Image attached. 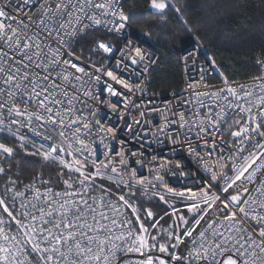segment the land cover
<instances>
[{"label": "snow or ice", "instance_id": "obj_1", "mask_svg": "<svg viewBox=\"0 0 264 264\" xmlns=\"http://www.w3.org/2000/svg\"><path fill=\"white\" fill-rule=\"evenodd\" d=\"M13 5L15 12L6 11ZM168 8L169 0H150V10L163 15ZM172 8L187 26L181 9L175 4ZM129 27L130 16L120 0L0 4V134L16 141L11 146L0 142V178L7 177L0 184V264H264V59L256 60L261 74L252 84L222 77L221 87L193 89L192 98L181 105L189 106L190 118L181 110L173 113L176 120L165 117L157 126L161 133L174 124L183 128L188 152L201 160L212 181H223L214 188L195 177L193 187L177 190L159 175L165 165L149 169L155 173L149 180L132 166L141 160L130 162L136 153L124 150L131 140L144 139L133 124L148 121L126 123L131 136L117 139V129L98 118L103 105L123 119L120 100L112 103V97L122 98L125 109L140 107L131 96H143L147 77L141 73L148 72L155 58L127 35V52L104 41L93 49L120 52L119 59L110 56L114 68L85 65L72 48L84 33L104 28L119 35ZM215 64L209 58L208 68ZM132 66H139L140 72ZM124 72L139 83L125 78ZM193 138L202 142L214 165L192 147ZM169 139L180 143L176 137ZM18 152L41 159L55 175L38 172L28 183L13 178L8 162ZM174 166L181 168L179 161ZM156 184H163L164 194L152 195L171 208L165 215L174 218L167 229L133 199L137 188L148 196Z\"/></svg>", "mask_w": 264, "mask_h": 264}, {"label": "trees", "instance_id": "obj_2", "mask_svg": "<svg viewBox=\"0 0 264 264\" xmlns=\"http://www.w3.org/2000/svg\"><path fill=\"white\" fill-rule=\"evenodd\" d=\"M173 4L181 9L187 26L173 10ZM123 9L130 16L133 36L164 55L150 73L151 92L182 89L181 56L194 46L202 59H214L222 76L228 80H244L261 74L254 60L264 55V0H169V8L163 15L150 10V0H123ZM133 13L137 15L133 16ZM142 13L148 15H139ZM144 32L150 36L142 35ZM97 41L116 43L117 38L101 30L90 31L73 44V51L84 59L102 57L93 50ZM212 80L220 81V76ZM4 136L0 137L4 143L10 146L16 143L9 136L3 139ZM8 163L12 169L9 175L23 183H28L38 172L46 177L55 175L53 167L37 157H26L22 152ZM6 179L0 178V184ZM133 199L142 211L150 209L154 213L159 226L165 228L174 220L171 215H165L168 207L159 198H146L136 191ZM181 211L185 217L189 216L186 209ZM161 216L164 218L159 219ZM141 218L144 220L143 215ZM144 222L149 226L147 220ZM150 231L156 235L154 229L150 228Z\"/></svg>", "mask_w": 264, "mask_h": 264}, {"label": "built area", "instance_id": "obj_3", "mask_svg": "<svg viewBox=\"0 0 264 264\" xmlns=\"http://www.w3.org/2000/svg\"><path fill=\"white\" fill-rule=\"evenodd\" d=\"M4 0H0V4H3ZM120 4L123 7V0H120ZM10 10L11 12H15L16 8L13 5L10 9L6 8V11ZM124 10V9H123ZM27 11V9H25ZM29 15L32 13L29 12ZM22 15V14H18ZM99 30L104 31L105 33L111 34L117 38L116 43H111L115 46V48L119 49L121 47H124L125 45V36H128V39H130L136 46L142 47L145 51L149 53L151 57L155 58V62L150 64L149 70L147 73H141V78L147 77L146 79H143V84L146 88L143 96H141L139 93H136L131 96V99H133L138 105H140L137 109H132L131 105H129L128 108H123V100L122 98L112 97V103H116L117 100H120V109H121V115L123 116V119H120V117L113 112L110 108L101 105V115L98 117L107 126H112L116 131L117 139H126L131 136V133H128L125 130L126 123H131L133 120L136 119H142L143 121H148L149 123H142L141 125H135L133 124L134 130L141 133V135L144 137L143 140H131L124 150L131 151L136 153L135 156L130 157V162L134 160H141L143 163L141 165L132 164L133 167H135L140 175L147 176L149 180L152 179V175H154V172H149V169H159L160 166L163 164L165 167L160 170L159 175L164 177V182L168 184L169 187L176 188L177 190L183 189L184 187H193L192 180L195 177H199L205 181H207L209 184L213 185L215 188L216 184H222V180L218 181H212L210 179V174L208 171L205 170L203 167V164L201 160L195 155L190 154L187 149V141L184 135V129L180 128L178 124H174L171 126V128H165V131L163 133L157 131V126L163 125L165 123V117L169 120H176L177 118L173 115L174 112H178L181 110L185 111V115L187 118H190L188 107L187 105L184 106V108H181V105L183 104V101L185 99L192 98L193 89L196 91H207L208 87H205V85L211 87H221L223 86V79L222 74L219 71L218 67L215 64L214 68H208V60L202 59L199 55V51L197 47H193L189 49L188 51L184 52L181 56V64H182V70H183V86L181 90H172L165 93H156L151 92L149 90V83H150V73L152 69H154L159 62V60L164 57L161 52L147 46L146 44L140 42L137 40L133 35H131L132 30L131 27L126 28L125 32L117 35L115 33L109 32L107 29L100 28ZM73 46V45H72ZM124 51L127 52V47H124ZM102 57L98 58H92L90 59H84L80 57V60L85 65H90L95 63L97 66H100L101 63L105 64L106 67H112L114 68V59H111V57H114L115 59H119L120 52L116 51L113 54H103L99 52ZM189 53H193L191 57H189L187 60H185V57H188ZM261 59H264V55L261 57H258ZM257 58L254 60V63H256ZM259 66V65H257ZM135 67L137 72H140L139 66H132ZM260 67V66H259ZM202 69L204 70L202 73ZM261 69V67H260ZM123 75L125 78L130 79L133 83H139V79L136 76H130L128 72H124ZM203 75V79H201V76ZM220 76V81H213V77ZM231 83H239V84H252L253 83V77L249 79L244 80H229ZM191 85V87H189ZM125 94L128 93L125 90ZM151 101V103H148ZM210 100H206V103H210ZM146 105V107H145ZM151 108H157L159 109V112H150L149 109ZM143 111L145 113L144 117L141 118L139 116V113ZM203 112V110H201ZM130 113V114H129ZM235 118V117H234ZM5 134H0V137ZM11 137V136H9ZM169 137H176L179 139L180 143L174 144L169 139ZM226 138L227 134H225ZM12 138V137H11ZM230 139V138H229ZM0 142L1 141L0 139ZM113 148L114 150H119L121 146L116 143V141H113ZM211 143V141H209ZM192 147L196 150L197 153L200 154L201 157H204L208 160L209 165H214L216 163L214 158H208L207 156V150L203 149L202 142L198 143L193 138L192 141ZM103 149H100V152H102ZM215 155H219V153H216ZM103 159V157H100ZM176 161H179L181 164V168L177 169L174 164ZM180 171L188 172L191 175L188 177L180 176ZM171 173H176L175 176L171 175ZM228 175H231V173H227ZM199 182V181H198ZM155 183V182H153ZM107 185H111V182H107ZM141 195L143 190L137 188V190ZM159 191L161 194H164L163 184H156V187L151 189L148 196L143 197H155L158 198V196L152 195L153 192ZM218 191V189H217ZM166 199H169V203L171 204L173 202L172 198L170 196H166ZM175 206L177 208H180L181 210H184L182 207V204L179 201L175 202ZM168 207V213H171V208ZM173 224V221L170 223ZM169 224V225H170ZM167 225L164 229H167ZM163 242V241H162Z\"/></svg>", "mask_w": 264, "mask_h": 264}, {"label": "rangeland", "instance_id": "obj_4", "mask_svg": "<svg viewBox=\"0 0 264 264\" xmlns=\"http://www.w3.org/2000/svg\"><path fill=\"white\" fill-rule=\"evenodd\" d=\"M155 10V9H154ZM155 11H157V10H155ZM186 217H189V216H186ZM172 222V221H171ZM171 222H169L167 225H169Z\"/></svg>", "mask_w": 264, "mask_h": 264}, {"label": "water", "instance_id": "obj_5", "mask_svg": "<svg viewBox=\"0 0 264 264\" xmlns=\"http://www.w3.org/2000/svg\"><path fill=\"white\" fill-rule=\"evenodd\" d=\"M191 48H193V47H191ZM191 48H189V49H191ZM189 49H187L186 51H188ZM186 51H184V52H186Z\"/></svg>", "mask_w": 264, "mask_h": 264}]
</instances>
